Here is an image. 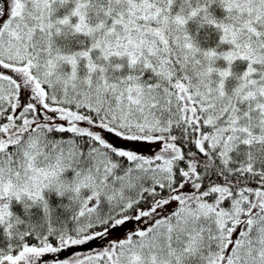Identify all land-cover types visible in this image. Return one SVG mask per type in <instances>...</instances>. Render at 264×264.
<instances>
[{
    "label": "snow or ice",
    "instance_id": "snow-or-ice-1",
    "mask_svg": "<svg viewBox=\"0 0 264 264\" xmlns=\"http://www.w3.org/2000/svg\"><path fill=\"white\" fill-rule=\"evenodd\" d=\"M0 264H264V0H0Z\"/></svg>",
    "mask_w": 264,
    "mask_h": 264
}]
</instances>
